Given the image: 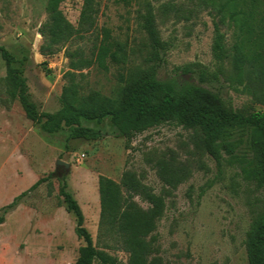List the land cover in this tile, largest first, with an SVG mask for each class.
<instances>
[{
  "label": "rangeland",
  "instance_id": "rangeland-1",
  "mask_svg": "<svg viewBox=\"0 0 264 264\" xmlns=\"http://www.w3.org/2000/svg\"><path fill=\"white\" fill-rule=\"evenodd\" d=\"M97 1L95 27L76 35L51 56H44L39 51V27L46 18L47 0H0V45L14 55V66L21 69L38 111L51 113L60 106L63 74L68 69L66 47L90 54L97 34L105 28L124 48L125 60L110 62L106 71L96 64L84 68L85 90L117 97L129 73L154 67L161 79L207 87L219 94L228 108L244 114L264 112L262 85L246 79L242 83L226 79L230 73L228 60L219 62L212 56L213 19L217 18L211 5H202V0ZM82 2L60 3L75 26ZM148 5L166 44L159 60L152 57L140 26V14ZM220 28L228 46L233 31L228 23ZM185 66L192 71H183ZM200 69L207 72L206 79L198 76ZM12 89L0 57V215L4 217L0 223V264H75L84 242L74 232V216L61 202V181L67 182V189L79 203L84 225L96 243L98 175L118 181L124 169L134 171L144 184L164 196L165 210L154 232L163 264H248L245 233L264 212V189L241 171L245 164L241 160L245 152L242 142L233 154L222 151L217 163L195 145L190 129L171 121L138 133L129 148L108 117L101 124L81 121L101 130L97 140L70 139L67 129L47 134L25 116ZM158 158L186 167L188 174L176 188L159 179L155 167ZM58 160L68 166L57 165ZM40 178L46 180L29 190L14 208L4 209ZM97 246L126 262L127 254L115 239L106 237Z\"/></svg>",
  "mask_w": 264,
  "mask_h": 264
},
{
  "label": "trees",
  "instance_id": "trees-1",
  "mask_svg": "<svg viewBox=\"0 0 264 264\" xmlns=\"http://www.w3.org/2000/svg\"><path fill=\"white\" fill-rule=\"evenodd\" d=\"M130 3L131 0H121ZM62 0H47L46 18L39 27L42 37L39 51L51 56L72 41L76 35L95 27L98 12L97 0H83L77 25H73L60 8ZM211 5L213 16L212 56L216 61L228 60L230 73L226 79L242 83L259 82L264 88V0H202ZM228 23L233 40L227 46L225 32L220 25ZM140 26L144 31L153 58L160 59L166 44L156 26V17L150 5L140 14ZM90 54L80 48L66 47L68 69L63 74L59 96L60 106L54 112L38 111L27 90L26 80L20 68L15 67L14 55L0 45V57L5 63L6 77L13 89L12 96L19 101L25 116L47 134L63 129L70 139L97 140L102 132L97 127L85 126L82 120L101 124L108 117L125 142L163 121L175 122L190 129L194 143L220 163L222 151L233 154L239 142L245 145L241 156V171L258 188L264 189V112L244 114L228 108L216 92L193 82L177 83L161 79L155 68L136 69L128 74L117 97L104 95L98 90H85L82 84L84 68L93 64L106 71L109 63L125 60V51L112 39L108 29H101L96 36ZM191 72L188 66L183 68ZM220 71V70H219ZM201 80L208 74L197 71ZM213 73L212 77L217 78ZM242 139V140H240ZM159 179L174 189L187 176L186 167L165 159L155 161ZM46 178L35 181L31 187L15 196L4 208L12 209L22 201L29 190L35 189ZM63 179L59 194L67 212L75 218L74 232L84 242L78 248L75 264H163L155 230L165 210V199L144 184L132 170L124 169L117 181L98 175L99 218L97 242L84 225V215L77 200L67 189ZM142 203H145L143 206ZM4 217L0 215V223ZM111 237L127 254L126 262L98 248L97 243ZM244 247L248 264H264V212L258 216L245 233Z\"/></svg>",
  "mask_w": 264,
  "mask_h": 264
},
{
  "label": "water",
  "instance_id": "water-1",
  "mask_svg": "<svg viewBox=\"0 0 264 264\" xmlns=\"http://www.w3.org/2000/svg\"><path fill=\"white\" fill-rule=\"evenodd\" d=\"M57 165H62L64 167H67L68 165L60 160L57 161Z\"/></svg>",
  "mask_w": 264,
  "mask_h": 264
}]
</instances>
